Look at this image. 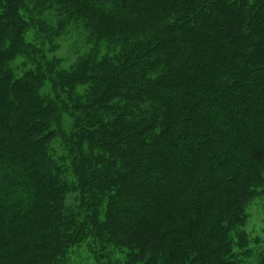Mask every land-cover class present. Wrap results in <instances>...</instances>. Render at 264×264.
Segmentation results:
<instances>
[{
  "label": "trees",
  "instance_id": "1",
  "mask_svg": "<svg viewBox=\"0 0 264 264\" xmlns=\"http://www.w3.org/2000/svg\"><path fill=\"white\" fill-rule=\"evenodd\" d=\"M260 195L264 0H0V264H264Z\"/></svg>",
  "mask_w": 264,
  "mask_h": 264
},
{
  "label": "rangeland",
  "instance_id": "2",
  "mask_svg": "<svg viewBox=\"0 0 264 264\" xmlns=\"http://www.w3.org/2000/svg\"><path fill=\"white\" fill-rule=\"evenodd\" d=\"M45 12V18L47 20H52L56 15L53 13ZM51 11V10H50ZM35 16L37 17V12L35 11ZM83 26L79 22H72L69 24L67 29L61 33V35L56 39L58 43H60V47L53 52L52 56L55 57V53L58 57L63 59L62 64L65 67H69L71 64L76 62V58L78 55L87 49L86 44L87 41L82 36L80 29ZM29 29V28H28ZM27 36L33 41H40L41 37L40 33L37 29L30 28L27 32ZM48 46V45H47ZM50 51V48L47 47ZM49 56H51V52H49ZM23 59L20 58L18 60L12 61L13 67L16 68L15 73H19L23 69L22 65ZM59 64V65H60ZM31 64L28 62L27 66ZM58 66V63H57ZM72 178V175L69 177ZM78 191L70 192L65 197V204L70 211H74L75 207L78 205ZM247 223L245 229L249 232L251 237H259L260 239H264V196L260 195L256 197L248 206L247 209ZM66 260L71 264H98L95 258L92 255V252L88 245H76L72 248H69L66 251ZM114 258L119 259L121 255L116 252Z\"/></svg>",
  "mask_w": 264,
  "mask_h": 264
}]
</instances>
